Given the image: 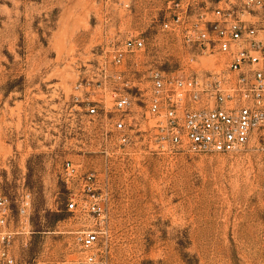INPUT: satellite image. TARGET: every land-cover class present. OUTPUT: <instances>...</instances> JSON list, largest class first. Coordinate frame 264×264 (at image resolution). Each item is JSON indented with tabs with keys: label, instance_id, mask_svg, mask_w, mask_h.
<instances>
[{
	"label": "rangeland",
	"instance_id": "obj_1",
	"mask_svg": "<svg viewBox=\"0 0 264 264\" xmlns=\"http://www.w3.org/2000/svg\"><path fill=\"white\" fill-rule=\"evenodd\" d=\"M164 9L165 0H0V194L11 200L22 264L79 255L75 235L97 220L67 203L71 194L86 197L79 180L88 172L103 193L97 225L111 264H264L260 151L162 152L144 116L123 151H99L86 81L130 31L154 37ZM157 37L150 57L176 72L187 56ZM210 59L204 67H214ZM66 160L80 172L71 189ZM26 194L28 218L20 214Z\"/></svg>",
	"mask_w": 264,
	"mask_h": 264
},
{
	"label": "built area",
	"instance_id": "obj_2",
	"mask_svg": "<svg viewBox=\"0 0 264 264\" xmlns=\"http://www.w3.org/2000/svg\"><path fill=\"white\" fill-rule=\"evenodd\" d=\"M152 23L154 37L130 31L86 81L99 151L108 157L123 151L144 116L153 122L150 140L159 151L235 154L253 147L264 158V0H165ZM158 35L178 43L188 58L176 72L150 57ZM209 58L214 67L206 68ZM63 170L71 189L79 167L66 160ZM79 184L86 197L71 194L68 209L97 221L75 235L78 256L43 264H111L108 238L97 225L105 207L96 174L86 173ZM30 208L26 194L20 214L28 218ZM13 222L11 200L0 194V264H22Z\"/></svg>",
	"mask_w": 264,
	"mask_h": 264
}]
</instances>
